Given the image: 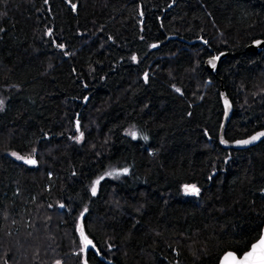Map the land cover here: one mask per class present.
I'll return each mask as SVG.
<instances>
[{"label": "trees", "instance_id": "trees-1", "mask_svg": "<svg viewBox=\"0 0 264 264\" xmlns=\"http://www.w3.org/2000/svg\"><path fill=\"white\" fill-rule=\"evenodd\" d=\"M256 40L264 0H0V264L248 250L264 225V139L220 147L219 92L226 140L264 130Z\"/></svg>", "mask_w": 264, "mask_h": 264}, {"label": "water", "instance_id": "water-1", "mask_svg": "<svg viewBox=\"0 0 264 264\" xmlns=\"http://www.w3.org/2000/svg\"><path fill=\"white\" fill-rule=\"evenodd\" d=\"M262 49H264V40H256L252 44H250L246 47V50L248 52H255V53L260 52ZM226 56H227V52H223V53L219 54L218 56L207 58L204 61V68L206 69V71L215 74L218 71V67H219L220 62ZM219 94H220V100H221V104H222V108H223V116H222V121H221L220 129H219V134H218V144L220 145V147L222 149H225V150H245V149H248L250 147L255 146L257 143H259L261 140H263L264 136H260L259 134L264 133V130L256 131L255 133L251 134L248 137H245L242 139H237L234 141H228L225 139V136H224L225 129H226V126H227L229 119L232 115V104H231L230 100L228 99V97L226 96V93L223 89L222 83L220 86ZM225 101H227V105L225 104ZM254 136H258V139L254 140L248 144L241 143L242 141L252 140V137H254ZM262 236H264V225L262 226L259 238L250 245L248 250H246L245 252H243L239 256L232 251H227L220 257L217 264H233L232 257L228 256L229 253H232L233 256L236 257L237 260L243 259L246 255V253H248L249 251H252L253 244L259 243V239ZM87 247H89V244L87 245Z\"/></svg>", "mask_w": 264, "mask_h": 264}, {"label": "snow or ice", "instance_id": "snow-or-ice-1", "mask_svg": "<svg viewBox=\"0 0 264 264\" xmlns=\"http://www.w3.org/2000/svg\"><path fill=\"white\" fill-rule=\"evenodd\" d=\"M225 104L227 105V101H225ZM259 135L264 136V133H260ZM256 139H258V136H254L252 137V140L242 141L241 143L248 144ZM17 159H21V157H17ZM25 162L34 163V161H27V160ZM92 191L93 194H95V187H93ZM193 191H198L197 189H195V186H193ZM81 236L83 237L86 245L91 244V241H88L87 237H84L83 232H81ZM228 256L232 257L233 264H264V236L260 237L258 244H253L252 251L246 253L243 259L237 260L232 253H229Z\"/></svg>", "mask_w": 264, "mask_h": 264}, {"label": "rangeland", "instance_id": "rangeland-1", "mask_svg": "<svg viewBox=\"0 0 264 264\" xmlns=\"http://www.w3.org/2000/svg\"><path fill=\"white\" fill-rule=\"evenodd\" d=\"M75 124H76V125H75L76 129H78V127H79V122H78L77 120H76V123H75ZM17 157H18V156H14L15 160H17L18 162H22V163L27 164V165H28V164H29V165L31 164V163H26V162L24 161V160L29 161V159H22V158H21V159H17ZM184 191L186 192L185 189H184ZM78 231H79V233L81 234V228H80L79 225H78ZM81 238H82V243L85 242L82 236H81Z\"/></svg>", "mask_w": 264, "mask_h": 264}]
</instances>
